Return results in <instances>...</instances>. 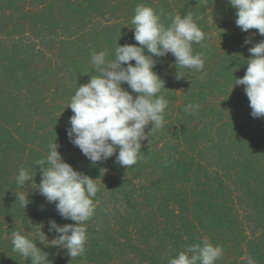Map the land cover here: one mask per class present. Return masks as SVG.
Listing matches in <instances>:
<instances>
[{
	"label": "trees",
	"instance_id": "16d2710c",
	"mask_svg": "<svg viewBox=\"0 0 264 264\" xmlns=\"http://www.w3.org/2000/svg\"><path fill=\"white\" fill-rule=\"evenodd\" d=\"M138 4L162 13L166 26L169 14L192 12L205 33L193 50L205 66L181 68L176 79L175 58H157L160 94L169 101L163 127L142 142L143 159L130 168L115 156L93 165L68 139L67 107L95 73L93 52L112 59L118 41L136 44ZM235 19L226 0H0V264H31L12 250L13 231L34 241L43 231L49 241L37 247L53 264H71L66 250L51 245L48 221L74 222L35 184L22 189L15 180L23 168L39 184L35 162L55 142L67 163L98 179L86 252L72 264H168L205 238L223 249L216 264H264V118L251 116L243 86L233 89L253 46L245 39L264 37L242 32ZM189 103L199 109L185 111ZM20 192L30 193L27 206L17 201Z\"/></svg>",
	"mask_w": 264,
	"mask_h": 264
},
{
	"label": "clouds",
	"instance_id": "9594fccd",
	"mask_svg": "<svg viewBox=\"0 0 264 264\" xmlns=\"http://www.w3.org/2000/svg\"><path fill=\"white\" fill-rule=\"evenodd\" d=\"M226 2L235 9V24L242 32L254 29L264 37V0ZM161 15L150 6L138 4L131 19L136 44L121 46L118 41L112 59L105 51L93 52L91 63L95 73L88 83L79 85L70 98L67 108L73 115L66 129L68 139L93 165L115 156L120 166L130 168L143 159L142 142H150L152 133L163 127L169 101L160 94L161 89L166 88L165 81L154 71L157 58L168 54L175 58L176 79L183 78L181 68L196 72L204 69L203 54L194 52L193 45L202 47L205 33L195 22L193 13L169 14L171 23L167 26L162 23ZM250 44L253 45L248 48L250 57L244 58L246 72L242 78L235 77L233 89L243 86L251 116L260 119L264 118V39L253 43V38L247 37L244 45ZM234 69L239 71L240 66L237 64ZM198 109V104L185 106V111ZM149 125L151 130L146 132ZM59 147L57 142L50 143L46 157L35 162L41 174L39 184L23 168L19 169L15 180L22 189H31L35 184V191L47 203L55 205L62 219L74 222L61 225L54 219L48 221V232L53 234L51 245L66 250L72 264L86 252L87 222L95 215L94 198L99 188L98 179L67 163ZM106 171L100 169L101 174ZM29 194H16L17 201L27 206ZM45 240L49 241L43 231L36 241L13 231L12 250L25 260L30 259L31 264H53L49 253L37 247V241L44 244ZM222 251L221 246L205 238L201 243L187 246L178 256L169 259L168 264H216ZM248 264L255 261L249 258Z\"/></svg>",
	"mask_w": 264,
	"mask_h": 264
}]
</instances>
